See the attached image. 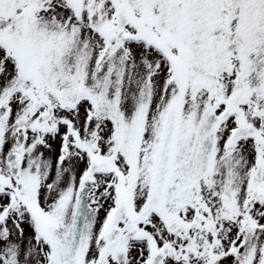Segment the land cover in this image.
Segmentation results:
<instances>
[{"label": "snow or ice", "instance_id": "obj_1", "mask_svg": "<svg viewBox=\"0 0 264 264\" xmlns=\"http://www.w3.org/2000/svg\"><path fill=\"white\" fill-rule=\"evenodd\" d=\"M0 264H264V0H0Z\"/></svg>", "mask_w": 264, "mask_h": 264}]
</instances>
